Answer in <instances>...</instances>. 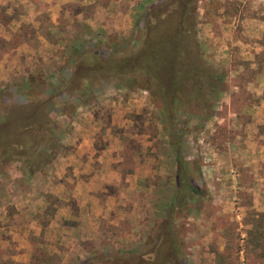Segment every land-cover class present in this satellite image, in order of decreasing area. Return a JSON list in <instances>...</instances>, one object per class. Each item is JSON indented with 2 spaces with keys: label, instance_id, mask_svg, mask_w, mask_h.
<instances>
[{
  "label": "rangeland",
  "instance_id": "374dc122",
  "mask_svg": "<svg viewBox=\"0 0 264 264\" xmlns=\"http://www.w3.org/2000/svg\"><path fill=\"white\" fill-rule=\"evenodd\" d=\"M160 1L163 0H0V89L13 91L14 97L15 86L27 88L29 81H34L32 86L41 81L55 82L58 73L66 75L58 69L63 57L76 45L90 46L93 42L130 45L145 15ZM261 14L264 0H196L192 9L200 51L224 82V89L212 94L210 118L201 123L197 116L189 117L182 134L184 157H195L199 164L198 177L193 182L204 191L201 198L194 197L182 206L173 207L182 264H264V255L247 235L252 219L258 212H264V180H260L264 177V161H254L253 152H240V145L235 143L239 138L236 132L241 134L242 127L237 123L244 118L227 114L229 110H240L239 115L242 114L254 96L258 98L255 103L264 101V73L260 74L264 70ZM256 66L262 70L253 77L250 71L253 68L257 71ZM67 100L62 108L64 114L55 119L53 134L60 141H68L65 133L73 140V132H78L71 125L73 113L89 109L98 119L101 140L106 136L111 142L116 137L120 143L123 139L125 153L132 155L122 156L126 163L123 170L131 174L130 185L128 181L124 186L121 182L126 190L125 211L130 212H122L121 205L110 215L116 223L114 227L124 228L130 222L131 231L117 230L113 236L108 227L99 239H94L95 243L89 239L88 243L67 247L65 241L59 245V253H41L47 264H82V260L99 251H129L139 243L144 244L153 235L154 223L165 221L161 218L169 209L172 194V188L166 184L172 173V156L158 113L145 90L129 82L125 86L102 82L88 99ZM219 125L223 140L211 144L209 136ZM251 132L246 127L242 134L243 140H248L247 145L255 143ZM262 136L263 143L264 133ZM56 149L60 152L63 147ZM262 152L258 158H263ZM136 162L144 167L134 172ZM146 168L150 173L144 177ZM17 171L16 162L5 166L0 173V190L8 193L6 190L11 188H24L17 181L19 178L13 181ZM4 204L3 199L0 206ZM8 210L5 215L10 214ZM35 236H30L34 245L41 240ZM6 242L0 246V264H15L9 258L15 252L14 245ZM69 248L75 253L61 263L63 250ZM86 250L88 257L78 255ZM77 257L80 259L75 260ZM41 263L37 259L26 264Z\"/></svg>",
  "mask_w": 264,
  "mask_h": 264
},
{
  "label": "trees",
  "instance_id": "16d2710c",
  "mask_svg": "<svg viewBox=\"0 0 264 264\" xmlns=\"http://www.w3.org/2000/svg\"><path fill=\"white\" fill-rule=\"evenodd\" d=\"M195 1L163 0L154 5L132 35L130 45L93 42L90 46L81 44L70 48L58 69L64 70L66 75L58 73L55 82L41 81L32 86L34 81H29L27 88L15 86L14 97L13 91L0 89V173L5 166L18 163L20 184L34 173L42 172L57 154L56 148L62 146L53 131L55 119L64 114L62 108L68 98L88 99L102 82L121 86L129 82L147 92L149 102L158 113L172 156V173L166 178L172 194L169 209L161 218L165 221L154 223L153 235L133 250L99 251L82 260V264H182L173 207L204 194L203 188L193 182L199 173L197 159L190 160L183 155L182 134L189 117L197 116L201 123L210 118L212 94L224 89V82L206 62L196 40L192 17ZM263 15L260 16L262 21ZM256 68L257 71L255 68L250 71L253 77L262 70L261 66ZM257 99L254 96L248 105ZM220 128L217 126V131L210 134L211 144L223 140ZM120 143L123 146L121 158L132 156L125 153L123 139ZM122 159L116 168L125 169ZM55 201L49 198V205ZM43 213L45 218L51 215L48 207ZM111 230L114 236L115 231L125 232L127 227L112 226ZM247 235L264 255V212H258L252 219ZM32 258L33 263L37 259L43 261L41 264L48 262L37 251Z\"/></svg>",
  "mask_w": 264,
  "mask_h": 264
},
{
  "label": "crops",
  "instance_id": "0c3cea01",
  "mask_svg": "<svg viewBox=\"0 0 264 264\" xmlns=\"http://www.w3.org/2000/svg\"><path fill=\"white\" fill-rule=\"evenodd\" d=\"M262 73L264 70L260 74ZM255 104L245 105L240 115V110H229L227 114H233L235 118H244L238 119L237 123L239 127H242L241 134L240 131L236 132L239 133V138L235 143L236 146L240 145L238 146L240 152H253V157H256L254 161H264V142L262 143L261 140L264 133V107L262 106L264 101L259 100ZM261 106L263 108L258 109ZM71 120L72 127L78 130L73 132L75 138L71 140L69 133H65L68 141L65 142V139L60 141L63 150L52 158L42 172L31 175L23 183L24 188H11L6 190L8 193L0 190V202L3 199L5 202L0 206V246L6 245V241L14 245L15 252L13 251L9 258L17 264L32 261V253L35 251L45 255L59 253V245L65 241L68 247L80 242L88 243L89 239H99L101 233L103 234L108 227L111 228L116 224L110 217L114 210L122 205V212H130L125 211L126 190L124 191L123 186L127 181L130 185L131 174L122 168L115 167L122 159L118 139L115 137L110 142L105 136L101 140L100 127L96 121L98 119L89 109L76 111ZM246 127L251 128V133L256 138L255 143L251 142L250 145H247L248 140H243L242 134ZM261 152L263 158H258ZM139 163H135L134 172L139 167L141 169L144 167ZM149 173L147 168L143 170L144 177ZM233 173L235 174L234 171ZM252 175L255 174L252 173ZM19 176L20 173L17 171L13 181L15 182ZM260 180H264V177H260ZM51 197L56 201L49 205ZM45 207L51 211V215L47 218L42 215ZM7 208L9 209L7 213L10 211V214L5 215ZM31 214L34 216H29ZM103 221H106V227L103 226ZM129 223L127 231H131ZM32 234L41 239L36 245L30 239ZM71 251L72 248L63 250L64 256L60 257L61 263L69 260V256L75 253V250ZM76 252L78 253L79 250ZM87 254L86 250L78 255L85 258L88 257Z\"/></svg>",
  "mask_w": 264,
  "mask_h": 264
}]
</instances>
